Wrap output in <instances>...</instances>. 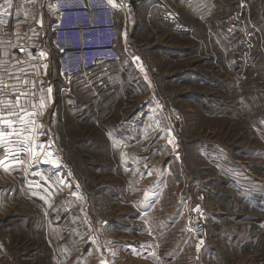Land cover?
<instances>
[{
    "label": "rangeland",
    "instance_id": "obj_1",
    "mask_svg": "<svg viewBox=\"0 0 264 264\" xmlns=\"http://www.w3.org/2000/svg\"><path fill=\"white\" fill-rule=\"evenodd\" d=\"M136 1L120 59L0 140V231L19 264H264V0Z\"/></svg>",
    "mask_w": 264,
    "mask_h": 264
},
{
    "label": "crops",
    "instance_id": "obj_2",
    "mask_svg": "<svg viewBox=\"0 0 264 264\" xmlns=\"http://www.w3.org/2000/svg\"><path fill=\"white\" fill-rule=\"evenodd\" d=\"M12 2L17 3L14 14L12 13L10 17L0 14V88H3L5 84L14 87L4 88L0 92V117H7L14 123L12 128L8 129L0 122V131H9L10 136L23 131L26 135H32V127L40 119L41 99H43L44 106H47L51 92L56 90V80L63 77L58 65V51L53 48L52 36L48 33L49 22L39 24L37 27L39 29H36V22L25 21L22 17L28 12L24 5L26 0H11ZM7 4L8 0L0 2V13L7 8ZM9 18L11 20H8ZM31 23L33 24L30 25ZM27 44L37 51L41 59L39 62H28L19 54V47ZM40 53H43V56ZM15 77L20 79L17 80ZM22 81L29 83L23 84ZM49 88H51L50 93L47 91ZM17 90L30 94L29 97L20 98L19 103L25 109L23 112L19 108L4 107L5 104L16 103ZM10 111L18 115H9ZM26 230L30 236L33 235V228ZM16 236V227H12L7 232L0 231V241L3 243L2 246L0 245V264H19L13 250L16 245ZM28 252L30 251L23 252L25 257H28ZM30 264H40V262L33 258Z\"/></svg>",
    "mask_w": 264,
    "mask_h": 264
},
{
    "label": "built area",
    "instance_id": "obj_3",
    "mask_svg": "<svg viewBox=\"0 0 264 264\" xmlns=\"http://www.w3.org/2000/svg\"><path fill=\"white\" fill-rule=\"evenodd\" d=\"M2 0H0L1 2ZM54 6L48 33L58 51V65L63 78L83 74L121 56L118 27L119 10H126L128 0H38ZM129 3V2H128ZM20 47L24 51H20ZM19 47V54L28 62H39L40 56L31 45ZM191 230L203 244L206 223L193 221Z\"/></svg>",
    "mask_w": 264,
    "mask_h": 264
},
{
    "label": "snow or ice",
    "instance_id": "obj_4",
    "mask_svg": "<svg viewBox=\"0 0 264 264\" xmlns=\"http://www.w3.org/2000/svg\"><path fill=\"white\" fill-rule=\"evenodd\" d=\"M12 7V4H11V0H8V4H7V8H4L2 13V15L4 16H7L8 15V8H11ZM20 51L23 52L24 51V48L23 47H20ZM41 56H43V53H40ZM138 59V58H137ZM45 68H46V65H45ZM15 79L19 80L20 78L19 77H15ZM23 84H28L29 82L28 81H22ZM10 87H14V86H10V85H3V88H0V92L3 91L4 88H10ZM49 93L51 92V88H49L47 90ZM29 93L28 92H19L17 90V95H16V103L15 104H5L4 107L5 108H10V109H14V108H19L20 111H25V109L20 105L19 101H20V98L23 96V97H29ZM44 106V102H43V99H41V103H40V107H43ZM18 115V113H13V112H9V115ZM21 121H22V118H21ZM0 122L3 123V125H5L8 129H11L12 126H13V123L14 121L11 120V119H8L7 117H0ZM11 133L9 131H0V140H4L5 138H7L8 136H10ZM147 198V196H146Z\"/></svg>",
    "mask_w": 264,
    "mask_h": 264
},
{
    "label": "water",
    "instance_id": "obj_5",
    "mask_svg": "<svg viewBox=\"0 0 264 264\" xmlns=\"http://www.w3.org/2000/svg\"><path fill=\"white\" fill-rule=\"evenodd\" d=\"M128 2H131L134 6L137 5V1L136 0H128Z\"/></svg>",
    "mask_w": 264,
    "mask_h": 264
},
{
    "label": "bare ground",
    "instance_id": "obj_6",
    "mask_svg": "<svg viewBox=\"0 0 264 264\" xmlns=\"http://www.w3.org/2000/svg\"><path fill=\"white\" fill-rule=\"evenodd\" d=\"M127 8L129 9V8H132V6H131V2H127ZM137 20V19H136Z\"/></svg>",
    "mask_w": 264,
    "mask_h": 264
}]
</instances>
